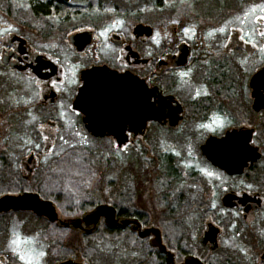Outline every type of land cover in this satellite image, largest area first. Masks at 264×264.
<instances>
[{
	"label": "flooded vegetation",
	"instance_id": "1",
	"mask_svg": "<svg viewBox=\"0 0 264 264\" xmlns=\"http://www.w3.org/2000/svg\"><path fill=\"white\" fill-rule=\"evenodd\" d=\"M172 2L0 0V57H4L0 59V169L10 165L4 152L8 148L1 145L3 137L12 138L15 147L21 137L36 141V136L39 140L47 136L49 152L61 137L108 141L113 148L119 145V150L141 141V152L136 153L144 154L147 148L157 153L176 139L164 143L163 137H155L159 131L153 127L167 135L188 120L186 138L196 157L219 176L205 182L196 179L203 193L189 202L177 195L183 209L167 201L168 209L148 211L129 200L124 210L84 194L71 198L79 201L80 208L60 210L65 215L79 212L74 218L61 219L56 211L55 222L30 211H0L2 264H20L8 248L20 214L45 224L39 232L42 242L36 245L47 252L41 264H264V53L260 52L264 20H257L264 17V0H193L195 19L209 25L208 30H194L181 38L174 29L171 35L160 34L159 44L152 47V25L171 20V11L164 9L172 10ZM149 5L161 17H146L143 11ZM127 9L141 11H136L134 28L149 26L150 36H138L133 28L127 37ZM117 20L123 25L107 37L99 35ZM4 23L8 27H2ZM30 34L44 43L32 44ZM52 36L68 47L64 54L53 52L47 42ZM240 36L252 43H244ZM182 44L187 56L186 63L179 65ZM183 72L189 75L182 77ZM114 76H127L135 83L117 82ZM53 81L59 90L52 87ZM182 81L189 87L186 101L180 99ZM197 89L209 95L194 98ZM102 91L108 93L105 103L100 102ZM143 96H148L149 104L142 102ZM217 117L225 121L222 128L215 123ZM202 124L211 128H201ZM229 137L234 142L247 140V153L255 157L232 173L214 165L202 150L221 153L206 143ZM87 148L70 145L60 157L78 156ZM29 157L35 162L36 150ZM54 159L48 165L52 175ZM164 162L163 171L172 168L169 159ZM88 166L78 162L77 171L82 173ZM27 172L24 178H32V168ZM32 228L28 225L23 233L32 234ZM68 231L79 233L77 247L66 244Z\"/></svg>",
	"mask_w": 264,
	"mask_h": 264
},
{
	"label": "rangeland",
	"instance_id": "2",
	"mask_svg": "<svg viewBox=\"0 0 264 264\" xmlns=\"http://www.w3.org/2000/svg\"><path fill=\"white\" fill-rule=\"evenodd\" d=\"M161 1H173L171 3L174 6L172 10L164 9L165 13L169 10V12L171 11L173 15H170L171 20L166 24L152 25L153 37L158 39L160 34L171 35L173 34L174 29L177 30V33L181 34V38H187L189 36L188 34L194 30H199L201 32L208 30L209 25L204 22H200L201 20L199 19H195L192 10L193 0ZM147 2L153 3L157 2V0H147ZM136 11L139 10L127 9V37H130L132 29L135 26L136 22L134 21V18H136L139 14ZM143 13L150 19L161 17L159 10L151 5L145 8ZM2 27L6 28L8 26L4 23ZM186 28L191 29V31L185 33L184 30ZM157 34L159 35L157 36ZM153 37L150 39L153 44L150 45L155 47V40ZM170 37L171 36L168 38ZM30 39L32 41L31 43L36 44V46L44 43L43 39L39 38L37 35L30 34ZM47 42L51 44L53 52L57 54H64L68 49L64 42L60 41V39L56 36H52L50 41ZM179 94L181 100L186 101L188 99L189 87L186 82L182 81L179 85ZM31 120L33 119L31 118ZM189 122L187 120V122H184L180 125V127H178V129H176V132L167 134L169 135L168 137L166 134L161 132L162 130H159V127H153V131H159L155 134V137L158 136L159 139H162L161 137H163L164 143L167 142V140L172 141V138L176 139L174 142L172 141V143L169 144L163 143L164 145L162 150L158 149L157 153L149 152L148 148L144 154L136 153L140 151L143 146L141 141H138V143H136L137 141L132 143V146L130 145L127 150H119L117 148H113L108 141L98 143L93 142L91 139H87V144L83 146H87L88 148L83 149V152H80L78 156H74V162L77 165L78 162L81 161L89 163L88 168H85V170H89L90 172L91 177L88 178L89 180L87 179L86 181H81L82 173H78L79 177L77 178V181H74L73 178L76 177L77 174L76 176H72L71 172H77L78 168L73 169V165L66 167V175L70 173L68 182L72 184L76 183V185L73 184L75 186L73 189L75 198L77 196L79 197L81 193H85L88 194L94 201H109L110 204H116L117 207L124 210L126 209L127 201L129 200L132 203L136 202V205L142 210H164L168 209L170 204H175L177 205V208L183 209L181 208L182 199L180 200L177 198V195L182 197L183 200H185L184 202H189L191 199L199 197L203 193V190L196 183V179L198 180L200 178L202 182H205L208 180L210 181L212 178L219 177L215 172L210 170V167L206 165L202 159H199L198 156L196 157V154L191 147L192 144H190L186 138L188 134H190L188 132L190 130ZM35 138L38 142L33 140L27 141L21 137L19 139L18 146L13 147L12 138L3 137L1 145L3 148L5 146L8 148V151L5 150L4 152L8 155L7 161L10 165H8V169L4 168V172L2 173L3 175L0 177V191L4 190L2 189L4 184H16L17 181H19L18 178H21L28 183L35 182L50 187L57 184L60 179L57 178V176H54V173L53 175L50 174L51 171H48L49 163L53 162L52 160L55 157H60L63 154V148L65 149L70 145H82L81 138H63L61 141L56 140L52 148L54 151L49 152L48 150L46 151V147L50 141L45 139L39 140L38 136ZM65 141H67V143H65ZM37 144L40 145L39 148L36 147ZM31 150H36L38 153V159L33 163H28L27 159ZM189 151H191V155H189ZM177 152H179L180 155H176L175 153ZM67 159L73 158L70 157ZM166 159L171 161L170 165L172 168L163 171L162 166H166V163L164 162ZM145 162H147L148 165H146ZM30 167L32 168V178L25 179L24 177L27 176V171L31 169ZM194 170L199 171V174H194ZM170 172H174V174H171ZM206 172H211L212 176L206 175ZM6 174H8V176ZM38 174H41L42 177L36 176ZM192 174H194V176ZM13 176L14 179L12 178ZM172 179H175V182H168ZM24 192L28 191L9 192L5 195H19ZM40 198L44 199L41 196ZM72 201L77 202L75 199ZM167 201L170 203L167 207H165ZM51 202L55 205L56 211L61 219H67L66 217L74 218V216L79 213L78 212L75 215H72V213L66 215L62 214L59 206L53 201ZM19 216L17 221L16 219L14 220V231L19 233L22 238H30L38 235L39 243H41V233L39 232H41V228L45 226L43 220L33 222L32 218H28L24 214H20ZM28 225L34 227L32 228L34 229V232L26 236L23 232L28 231ZM65 238L66 244L71 247H77L80 242L79 233L75 231H68Z\"/></svg>",
	"mask_w": 264,
	"mask_h": 264
},
{
	"label": "snow or ice",
	"instance_id": "3",
	"mask_svg": "<svg viewBox=\"0 0 264 264\" xmlns=\"http://www.w3.org/2000/svg\"><path fill=\"white\" fill-rule=\"evenodd\" d=\"M252 11H255V9H252ZM261 11H264V7L261 8ZM247 15V13H246ZM257 20H264V17H257ZM122 20H117L114 25H110L104 29V31L100 32L101 37H107V34L109 31H112L113 28L116 26H122L123 25ZM175 23V21H174ZM7 31H14V29H7ZM185 33H188L191 31V29H185ZM219 31L223 33L225 31L224 28H220ZM159 34H157L158 36ZM211 35V33H210ZM261 36H264V32L260 33ZM155 42L159 44V40L156 37H153ZM239 39L243 41L244 43H252L251 40H246L244 36H240ZM253 46H255L253 44ZM227 47V45H225ZM260 52L264 53V47L260 48ZM0 59H4V57H0ZM182 77H186L189 75V72H183L180 74ZM261 75H264V72L261 73ZM75 76V71L73 70V77ZM113 79L117 82H125V83H135L134 81H130V78L127 76H114ZM72 83H75V80L73 79L71 81ZM37 83H39L37 81ZM52 87L53 88H58L56 81L52 82ZM59 90V88H58ZM209 95V93L206 90H201L197 89L195 92V97L194 98H199L201 95ZM108 93L106 91L101 92L100 96V102L105 103L107 101ZM142 102L144 104H149V98L148 96H143L142 97ZM61 108H63V105H60ZM79 115V113H77ZM215 123L217 127L222 128L225 124V121L220 120L218 117L215 119ZM201 128H211V125H200ZM75 135L80 136V133H75ZM45 140L48 139L47 136L44 137ZM63 139V137H61ZM67 143V141H65ZM247 140H244L242 142H234L232 137H229L227 139H222L217 142H215L216 147L222 151L225 154H240L245 151H250L247 148ZM253 143H255L253 141ZM81 144L85 145L87 144V137L81 136ZM37 148L40 147V145H36ZM72 147H76V145H72ZM117 148H119V145H117ZM123 150H127V145L124 146ZM50 151H54V149H50ZM176 155H180L179 152L175 153ZM189 155H191V151H189ZM47 162V161H45ZM203 171V170H202ZM208 176H212L211 172H206L205 173ZM250 188L251 185H248ZM5 193H0V195H4ZM79 203V201H77ZM215 207V204L212 205ZM39 243V237L38 235L32 236L30 238H22L19 233L13 232L11 238L8 240V248L13 254V256L20 262V264H41V261L43 260L44 257L47 256V252L41 247L39 250H37L36 245ZM2 264V262H0Z\"/></svg>",
	"mask_w": 264,
	"mask_h": 264
},
{
	"label": "water",
	"instance_id": "4",
	"mask_svg": "<svg viewBox=\"0 0 264 264\" xmlns=\"http://www.w3.org/2000/svg\"><path fill=\"white\" fill-rule=\"evenodd\" d=\"M152 29L149 26L137 25L134 28V34L150 36ZM73 39V38H71ZM75 44V42L72 40ZM187 46L182 44L180 46L181 53L177 58L176 64L182 65L186 63L187 56ZM215 138H210L206 146L212 147L211 149H216L215 142L222 140H214ZM123 142V141H122ZM121 143V142H120ZM203 154L216 166L220 168H225L228 172H236L242 164H245L247 161H253L255 157L247 151L242 152L238 155L236 154H225L223 152H216L215 150L209 151L207 148H202ZM27 162H31V157L27 159ZM233 162V165H232ZM242 168V167H241ZM100 207L99 209H101ZM112 212L114 208L108 207ZM107 208V209H108ZM30 211L33 212L38 217L47 218L50 222H55L57 220V213L53 203L49 200L41 199L37 193L24 192L19 195H4L0 198V211ZM60 224L66 223L59 221ZM76 223V222H75ZM74 223V224H75Z\"/></svg>",
	"mask_w": 264,
	"mask_h": 264
},
{
	"label": "trees",
	"instance_id": "5",
	"mask_svg": "<svg viewBox=\"0 0 264 264\" xmlns=\"http://www.w3.org/2000/svg\"><path fill=\"white\" fill-rule=\"evenodd\" d=\"M147 1V0H146ZM161 0H157V2H160ZM70 158V157H68ZM73 159H67L65 157H58L56 159H54V163L55 165V169H54V176H57V178H59L60 180L58 181L57 184L50 186H44L42 184H38V183H28L25 182V180L18 178L19 181H17L16 184H11V185H7V184H2V189L0 193H9V192H16V191H28V192H36L38 193L41 197H43L44 199L47 200H51L53 201L55 204H57L59 206V208L61 210H76L79 207V203L72 201L71 198L75 197L73 194V189L75 188V186L73 184L76 185V183H70L69 181V177H70V173L68 175H66V167H69L71 165H73V169H77L78 165L74 162V157H71ZM4 168L8 167L6 166V164H4V167L2 169H0V177L3 175L2 173L4 172ZM88 168V167H86ZM78 173H80L79 171H73L71 172L72 176H77L73 178L74 181H77V178L79 177ZM81 174V173H80ZM8 176V174H6ZM92 175V174H91ZM90 172L89 170H84L82 171V175H81V181H86L88 178H90ZM14 179V176L12 177ZM55 178V177H54ZM68 178V179H66ZM16 180V179H15ZM89 180V179H88ZM85 193H81V195H84ZM127 209V207H126ZM125 209V210H126Z\"/></svg>",
	"mask_w": 264,
	"mask_h": 264
}]
</instances>
